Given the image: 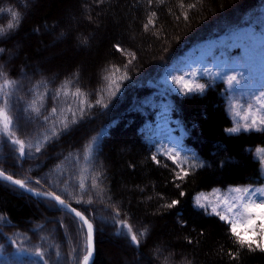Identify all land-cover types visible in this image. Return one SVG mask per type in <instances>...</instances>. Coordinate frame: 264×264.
<instances>
[{
	"label": "trees",
	"instance_id": "1",
	"mask_svg": "<svg viewBox=\"0 0 264 264\" xmlns=\"http://www.w3.org/2000/svg\"><path fill=\"white\" fill-rule=\"evenodd\" d=\"M262 22L264 0H0V65L17 82L16 135L33 145L49 137L40 152L33 147L21 158L0 136V170L55 191L93 223V264H264V251L241 247L229 224L195 205L201 192L264 184L253 154L264 147V131H227L233 120L222 82L188 95L163 85L166 70L190 49ZM33 99L39 118L25 110ZM175 120L186 132L179 149L167 128ZM167 149L196 165H185L183 180L162 155ZM79 182L89 193L77 203ZM172 200L179 203L166 207ZM117 209L135 232L147 229L139 246L117 234ZM0 216V264H40L17 251L37 245L49 264H82L87 232L56 203L0 180Z\"/></svg>",
	"mask_w": 264,
	"mask_h": 264
},
{
	"label": "snow or ice",
	"instance_id": "2",
	"mask_svg": "<svg viewBox=\"0 0 264 264\" xmlns=\"http://www.w3.org/2000/svg\"><path fill=\"white\" fill-rule=\"evenodd\" d=\"M151 2V0H149ZM13 19L18 18V13H12ZM22 19V18H20ZM152 21L149 20V24H151ZM19 26V22L17 24H8V29L13 30L15 27ZM147 27V25H145ZM5 34L4 29L0 28V36H3ZM117 50L120 51L119 46H117ZM4 49L0 48V53H2ZM228 68V71H225L221 75L222 79L224 80L225 84L227 85V88L232 91L235 90L237 85H240L242 83L241 79H239V76H242L243 73L238 72L236 75L229 74L230 71H236L238 65L236 66H225ZM193 76L196 75L195 72L192 73ZM174 82L177 84L182 85V90H184L186 93H192V92H200L203 93L205 91L206 84L203 83H194L190 81H184L183 77L175 78ZM16 81H13L9 79L7 73L3 70V66L0 65V136L7 137L10 143L17 147V151L19 153V156L21 158L25 157L28 153H30L33 150L35 152H40L41 150V143H47L48 142V136L46 135L43 140H38L35 145L31 143H27L19 139L16 135L18 128L15 124V117L12 114L14 111V101L13 96L15 94V88H16ZM79 93V90H77V94ZM59 95V91L57 92V96ZM255 104L252 101H249L247 104H241L242 110H245V116L244 120L245 123L243 125L237 124L236 127H232L227 129V131L231 134H237L241 130L243 131H264V90L260 91L258 94L254 96ZM16 103L19 102V99L15 101ZM97 103H100V101H97ZM239 103V101H237ZM232 109L234 110L236 107V104L233 103L231 105ZM256 109L255 112L253 109ZM26 111L30 110L34 112L39 118L41 116L40 106L38 105V101L36 99H33L29 104ZM56 108L52 109V115L56 114ZM236 115L239 116L240 112H236ZM73 116H75V113H73ZM45 122L47 123L49 120L48 116L43 117ZM72 123H76V120L73 119L71 121ZM60 123L63 125V129L66 130L68 127V121L67 119H64L60 121ZM51 136L56 137L58 136V132L56 130V126L53 125V128L51 129ZM27 149V152H26ZM258 154L260 155V163L264 165V149H258ZM162 155H166L169 160L172 161L174 165H176V168L179 169V171L176 173V179L183 180L184 177L189 175V171L185 168V165H188L189 168H195V164H192L190 162V159L188 157H181L180 152L176 149H167L165 153ZM84 160L90 159L88 155V151L86 150L85 155L82 157ZM153 160H155L157 163H160L159 160H157L156 156H153ZM167 166V165H166ZM201 166H203L201 164ZM0 178L10 181L14 185H18L20 188L24 189L27 188L28 191L33 192L37 196H43L46 197L49 200L55 201L57 205H59L62 209L70 212L75 217H77L80 221H82L83 225H86L87 227V243L85 248V255L82 258V264H89L94 251V245H93V224L89 223L88 218L85 217V215L77 210L76 208L72 207L70 203H67L65 199H62L60 195L56 194L55 191L50 192H42L37 191L30 187L27 182L24 179H14L12 175H6L3 170H0ZM35 183L39 185L41 182L40 180H36ZM99 187V184L96 182L95 178H93L91 189L95 190ZM64 191L66 192L67 189L65 188ZM78 191V198L76 200L77 203L82 202L83 195L89 193V188L86 187L84 182H79L77 186ZM233 193H236L238 195L232 197L231 201L224 200L223 201V207L220 211L217 210L216 207H212L211 211L212 214H215L219 216V219L221 221H224L226 224L230 225L229 231L232 235V237L235 238V242L239 244L241 247L247 246L250 250H252L253 245H255L256 248H259L260 251H264V187L259 188H233L231 189ZM102 194V189H101ZM70 195V194H69ZM183 195V193H181ZM255 197V198H254ZM207 200L206 197L197 196L195 203L200 208H205L207 210V206L205 203H202L201 200ZM89 204L92 203V200L89 199L87 201ZM179 203L178 200H172L170 204L165 205L168 208H172L176 206ZM3 217L0 216V221H3ZM113 220L116 221V223L119 225V231L118 235L123 234L126 237H130V240L133 244L139 246L140 238H143L146 233L147 229H144L140 232H135L133 230V227L128 224L125 221L120 220V212L117 209L113 215ZM63 226V224H61ZM256 237L260 238V242H257ZM11 239V238H10ZM24 239H27L26 237ZM41 240H45V237H41ZM12 243L15 246L16 240L12 239ZM55 256L57 258V262L61 259V252H60V246L55 245L54 246ZM0 248H2V245H0ZM18 252L27 253L29 256L37 257L39 258L40 264H49V256L47 253L42 250L40 245L35 246L34 249L31 251L26 247H19L17 248ZM32 264H37L36 260L32 261Z\"/></svg>",
	"mask_w": 264,
	"mask_h": 264
},
{
	"label": "rangeland",
	"instance_id": "3",
	"mask_svg": "<svg viewBox=\"0 0 264 264\" xmlns=\"http://www.w3.org/2000/svg\"><path fill=\"white\" fill-rule=\"evenodd\" d=\"M236 65L240 67L236 71H230L229 74L236 75L237 71L243 73L242 76L238 77L242 83L237 85L235 90L230 91L221 75L218 74L228 71L225 66ZM193 72L196 73L195 76L192 75ZM174 77H183L184 81L206 84L205 90L217 82L224 83L227 92V111L233 120V127H236L237 124L243 125L245 123V110H242L241 104H247L249 101L255 104L254 96L264 90V22L242 28L217 41L203 42L187 51L166 70L163 78L165 89L182 95L197 93H186L182 90L181 84L174 82ZM233 103L236 104L234 110L231 107ZM255 110L254 108L253 111L255 112ZM236 112H240V115L237 116ZM166 123L165 121L162 122V124ZM167 128L171 132V140L174 146L176 149L180 148L186 134L183 126L178 120H175L174 125H167ZM258 149H264V147L253 150L255 158L260 161ZM261 167L264 176V165L261 164ZM237 187L259 188L264 187V184L235 186L227 189L216 188L209 192H201L197 196L207 198V200L202 199L201 202L205 203L207 210L212 213V207H216L220 211L224 200L231 201L232 197L238 195L231 191Z\"/></svg>",
	"mask_w": 264,
	"mask_h": 264
},
{
	"label": "water",
	"instance_id": "4",
	"mask_svg": "<svg viewBox=\"0 0 264 264\" xmlns=\"http://www.w3.org/2000/svg\"><path fill=\"white\" fill-rule=\"evenodd\" d=\"M5 174H6V173H5ZM6 175H8V174H6ZM13 178H14V177H13ZM14 179H16V178H14ZM0 180H1V181H4L5 183H7V184H9V185H11V186H13V187H16V188H18V189H20V190L26 192L27 194H29L30 196H32V197H34V198L49 200V199H47L46 197L35 195L33 192L28 191L27 188L22 189V188H20L18 185H14V184H12L10 181L4 180V179H2V178H0ZM33 189H34V188H33ZM35 190H36V189H35ZM37 191H39V190H37ZM42 192H43V191H42ZM49 201H52V202L55 203V201H53V200H49ZM58 206H59V205H58ZM59 207H60V206H59ZM72 207H73V206H72ZM65 211H66V210H65ZM66 212L69 213L70 215H72L74 218H76V219H77V220L83 225L82 221H80L77 217H75L73 214H71V213L68 212V211H66ZM85 217H86V216H85ZM86 218H87V217H86ZM88 220H89V219H88ZM89 223H92V222L89 220ZM92 224H93V223H92ZM83 227L85 228V230H86V232H87V227H86V225H83ZM93 229H94V233H93V245H94V251H93V256H92V258H91L89 264H93L94 261H95V258H96V249H95V227H94V225H93Z\"/></svg>",
	"mask_w": 264,
	"mask_h": 264
}]
</instances>
